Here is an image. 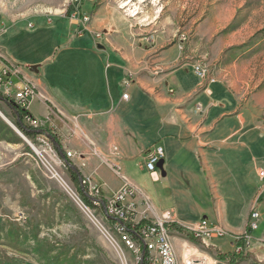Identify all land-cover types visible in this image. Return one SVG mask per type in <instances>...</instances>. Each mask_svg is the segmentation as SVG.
Returning a JSON list of instances; mask_svg holds the SVG:
<instances>
[{"label":"crops","instance_id":"crops-1","mask_svg":"<svg viewBox=\"0 0 264 264\" xmlns=\"http://www.w3.org/2000/svg\"><path fill=\"white\" fill-rule=\"evenodd\" d=\"M78 1L74 0L69 12L61 18H69L73 26L83 27L92 35L102 32V45L96 41L95 44L109 57V82L107 92L100 85L86 93L85 101L76 97L66 101L73 109L84 108L82 115L86 118L78 127L88 132L85 138L80 137L77 125L70 127V132L63 126L58 130L65 150L75 154L71 160L77 165L85 163L83 173L91 174L100 183L102 195L108 197L123 184L103 162L105 153L117 147L119 163L130 182L139 189L135 197L136 221L152 220L170 212L172 223L188 229L196 226L201 218L232 229L224 214L216 217L213 213L210 203L215 191L213 186H237L243 181H249L256 188L253 200L258 205L257 210L264 206V182L255 175L257 168L264 169V124L258 121L264 111V71H261L264 66L258 64L251 68L250 62L245 65L244 59L240 60L242 54L229 52L230 48L254 43L253 36L261 30L251 29L247 20L237 22L238 9L244 1L210 2L202 18H190L186 0H179L177 9L181 11L177 14L171 10L170 0L169 4L149 9L144 7V2L131 0L124 12L110 1L96 5L90 13L82 6L75 9ZM167 9L171 10L169 14L165 13ZM85 15L90 16L88 23L82 20ZM183 32L187 33L186 40L180 38ZM147 34H153V41H146ZM262 44L264 41L258 40L252 48ZM205 59L213 80L200 79L194 72V63ZM214 63L219 65L217 70L213 68ZM117 72L122 77L112 85L111 78ZM127 77L131 80L129 87L123 85ZM238 81L244 83L243 87H239ZM34 82L50 101L52 97L57 99L43 82L37 79ZM126 92L128 98H123ZM57 101L63 104L64 97H58ZM32 102L27 108L31 115L48 114L44 105L43 111L34 112ZM57 107L65 113L59 105ZM157 146L165 150L167 175L162 177L160 173L159 178L154 179L145 162L147 154ZM136 158L142 161L139 175L167 181L162 191L170 190L171 209L160 211L150 190L137 182L138 174L128 169L133 167ZM249 161L254 166L245 172ZM156 194L162 197L160 191ZM179 203H184V208L189 205L193 212L188 213ZM252 220L250 214L240 223ZM257 229L259 222L250 236ZM172 237L176 238L173 243L182 262L183 239ZM255 240L264 242V232Z\"/></svg>","mask_w":264,"mask_h":264},{"label":"rangeland","instance_id":"rangeland-1","mask_svg":"<svg viewBox=\"0 0 264 264\" xmlns=\"http://www.w3.org/2000/svg\"><path fill=\"white\" fill-rule=\"evenodd\" d=\"M73 1L0 0V70L3 64H12L23 72L24 77H28L33 82L36 79L38 82L40 80L49 87L51 93L64 97L63 104L57 101L58 97L57 99L52 97L53 101L36 97L31 109L38 112L43 111V105L46 106L59 137V127L61 129L63 126L66 132H70L72 130L69 128L77 125L80 137L83 139L88 132L83 127H81L83 130L80 129L78 124L85 120L86 117L82 115L85 110L73 109L67 102L72 101L74 97L85 101L86 93L100 85L101 89L107 92L109 82L107 65L110 60L95 44L96 41L97 44L102 45L101 36L97 37L96 32L92 35L83 27L79 29L77 25L73 26L69 18H61L69 12ZM110 1H114L124 12L129 8L131 0H79L75 4V9L82 6L84 11L90 13L94 4L99 6ZM136 1L144 2V7L147 9L156 5L159 7L162 3H170L169 0ZM170 1L174 14L180 12L181 10L177 9L180 8L179 0ZM186 1L190 18H202L207 13L205 8L210 7V2L216 1L217 4L230 0ZM233 1H244L242 7L238 9V23L247 20L249 21L247 26L251 29H264V0ZM171 10L167 9L165 13L169 14ZM183 34L187 35L185 32ZM257 43L256 39L247 47L230 48L229 52L237 51L242 54L240 60L244 59L245 65L250 62L251 68L258 64L264 66V44L252 48ZM207 58L210 61V57ZM206 59L204 61L208 62ZM35 64L41 65L38 73L30 70V66ZM218 67V64H213L215 70ZM261 71H264V67ZM22 75L19 79L15 78L16 84L23 80ZM121 77L117 72L111 78L112 85H116V81L119 82ZM238 85L243 87L244 83L238 81ZM0 94L7 99L1 90ZM250 97L251 95L248 94L247 98ZM58 105L65 113L60 112ZM16 120L10 106L4 100H0V261L9 258L14 264H51L54 260V264H140L137 254L124 247L125 244L116 232L115 226L108 227V234L117 239L119 246L113 244L91 214L81 208L80 204L85 207L90 206L84 204L78 186L72 180L70 170L59 149L56 150L55 144L51 143L49 148L47 142L39 136L34 140L30 139L16 126ZM258 121L264 124V111ZM60 149L64 155L66 150L62 144ZM113 149L105 154L112 156ZM72 163L82 175L86 166L83 163L81 165L73 161ZM141 163V159L136 158L133 167L129 166L128 169H133L132 171L138 174L137 182L150 190L154 203L160 211L171 209L173 200H170V190L165 189L163 192L167 181L165 182L163 178L161 181L152 180L146 174L139 175ZM253 166L254 164L250 162L245 172ZM261 170L264 169L257 168L255 172L257 180ZM253 178L251 181L254 180ZM70 187L80 198L81 203L71 194ZM213 188L215 191L210 201L213 213L216 217L224 214L225 221L232 226V229L218 223L225 231V236L213 240L204 239L213 251L208 249L207 243L188 239L171 228L169 230L171 236L175 235L183 239L184 257L182 262L179 260L180 264H184L186 259V248L195 253L196 260H207L208 264H232L218 259L216 251L220 249L226 251L230 248L229 250L234 252L236 245H242L244 252H249L245 260L236 264H264V242L255 240L264 232V206L257 210L256 188L249 184V181L247 183L243 181L237 186L229 184L218 188L213 186ZM158 191L162 197L156 194ZM184 205L179 203L181 207ZM91 209L99 217L101 224L107 226L112 224V220L107 218L100 204ZM182 209H186L188 213L193 212L189 205ZM253 210L260 212L261 219H258L259 229L251 232L252 236H250L247 232L251 222L241 224L240 221L248 218ZM230 239H232L231 246ZM172 240L176 242L175 237H172Z\"/></svg>","mask_w":264,"mask_h":264},{"label":"built area","instance_id":"built-area-1","mask_svg":"<svg viewBox=\"0 0 264 264\" xmlns=\"http://www.w3.org/2000/svg\"><path fill=\"white\" fill-rule=\"evenodd\" d=\"M82 20L84 22H89L90 16L85 15ZM100 36L101 34L97 33V37ZM180 38L186 40L187 35L182 33ZM153 39V34L146 35V41L151 42ZM193 69L200 79L213 80V78L210 77L211 71L208 62L199 60L194 63ZM22 74L23 72H21L18 67L12 64H3L0 70V90L4 93V96L11 98L18 106L25 108H28L29 104L36 97L50 101L46 93L41 92L31 79L24 77ZM20 75H22L23 80L16 84L15 78L19 79ZM130 84L131 80L127 77L123 85L129 87ZM123 97L128 98V93H124ZM24 123L32 128L44 129L49 127L56 131L49 114L43 117L26 115ZM39 137L47 142L48 146L51 145L52 142L48 137L45 135H39ZM65 152L68 158L71 159L75 157L72 150H66ZM111 155L112 156H103V162L109 165L115 174L123 181L122 186L118 190L114 191L108 197H104L102 195L100 183L91 174L83 173L81 184L91 193V198L102 199V203L104 202L103 200H105V212H109V216L112 217V224L107 226L99 222V217H97L91 209L96 207H85L83 204H80L81 208L91 214L94 221L102 227L106 236L115 245H117V239L110 237V234H108V227L111 225H118L122 231V238H125L124 247H127V249L135 253H139L140 264H177V259H179V257L177 256L172 236L169 232L170 228L167 226L168 223H172V221H170V212H166L162 217H157L152 220L145 218L143 222L136 221L134 216L137 206L135 197L139 193V189L130 182L123 167L118 162L120 153L117 147H114ZM164 156L165 150L163 146H157L147 154L145 166L154 179H158L160 176L157 163L164 158ZM83 165H85V163H83ZM259 179L261 182H264V170L259 171ZM71 194L75 195L81 203L80 198L77 197L73 190ZM251 216L253 220L250 223V227L251 230H254L258 227L260 212L253 210ZM190 230L193 232L194 237L203 240L222 238L226 234L217 223L210 222L206 218L200 219L198 225ZM235 249V251L240 252L242 250V245H236ZM143 251L144 256L142 258ZM185 252H188V259H184V264H208L207 260H196L197 257H195V253L191 251V249L186 248Z\"/></svg>","mask_w":264,"mask_h":264},{"label":"trees","instance_id":"trees-1","mask_svg":"<svg viewBox=\"0 0 264 264\" xmlns=\"http://www.w3.org/2000/svg\"><path fill=\"white\" fill-rule=\"evenodd\" d=\"M96 6V4H94V7ZM93 7V8H94ZM253 40H259V41H264V29L260 30L257 34H255L252 38ZM1 96V94H0ZM8 99V98H7ZM11 99H8L7 101H10ZM12 112L13 114L16 116L17 120L15 121L16 126L30 139L34 140L36 139L39 135H45L46 137H48V135H51L55 141L60 145L61 144V139L58 135V133L51 129V128H44V129H36V128H32L29 127L27 125L24 124V118L26 115H31V113L29 112V110L25 107H20L17 105L16 108H12ZM37 130H41L42 133H39ZM48 139H50V141L53 143V141L51 140V138L48 137ZM54 144V143H53ZM56 150L58 151V148L56 145H54ZM65 160H67L68 163H72V160L70 158H68L66 156V152H65ZM67 164V163H66ZM67 168L70 170L71 176H72V180L76 183V185L78 186V191L81 195L82 200L84 201V203L90 207H97V205L101 204L100 208L102 209V203L100 202L99 204L95 203V198H91L87 188L85 187L84 189L81 187V182L79 180V174L73 169L71 168L68 164H67ZM88 193V194H87ZM98 201V200H96ZM105 202V200H103ZM167 226L169 228H173L176 229L180 234H182L183 236H186V238L188 239H192L193 241H201L203 243H207L208 245V249L211 250L212 248L210 247L209 243L203 239H199L194 237L193 232L184 227L183 225L177 224V223H168ZM250 231H251V227L249 226V232H247V234L250 235ZM244 247L242 246V250L240 252L234 251V252H221V251H217V258L221 259V260H226L229 261L232 264H236L242 260H245L248 255L249 252H244ZM250 257V256H249ZM5 260V261H4ZM3 261H0V264H14L12 259L10 260L9 258H5ZM14 260V259H13ZM55 260L51 262V264H54Z\"/></svg>","mask_w":264,"mask_h":264},{"label":"water","instance_id":"water-1","mask_svg":"<svg viewBox=\"0 0 264 264\" xmlns=\"http://www.w3.org/2000/svg\"><path fill=\"white\" fill-rule=\"evenodd\" d=\"M30 70L33 71V72H35V73H38L39 72V65L35 64V65L30 66ZM0 100H4L10 106L11 109L17 107V104L14 101H7V99H5L2 96H0ZM37 131L39 133H42L41 130H37ZM48 137L51 138V140L53 141V143L58 147L59 152H60L62 158L64 159L65 158V155H63V153H62V151L60 149V145L55 141V139L51 135H48ZM65 162L79 174V180L81 182L82 181V175L80 174L78 168L73 163H68L67 160H65ZM157 168L160 170V173H161V176L162 177H165L167 175V171L165 169V159L164 158H162L161 160H159V162L157 163ZM81 187L84 189V187H83L82 184H81ZM103 206L105 208V203L104 202H103ZM107 217L108 218H111L108 215H107ZM143 256H144V251H143V254H142V258H143Z\"/></svg>","mask_w":264,"mask_h":264},{"label":"bare ground","instance_id":"bare-ground-1","mask_svg":"<svg viewBox=\"0 0 264 264\" xmlns=\"http://www.w3.org/2000/svg\"><path fill=\"white\" fill-rule=\"evenodd\" d=\"M84 187V186H83ZM85 188V187H84ZM89 193V195H90V197H91V193L90 192H88ZM87 193V194H88ZM96 199V198H95ZM96 200H98V201H96ZM95 200V203H99V201L102 203V199H96ZM85 204V203H84ZM100 206H101V204H100ZM102 206H103V203H102ZM103 208H104V206H103ZM104 212H105V208H104ZM105 215L107 216H109V212H105ZM108 218V217H107ZM108 219H111L112 220V217L111 218H108ZM113 226H115L114 228L116 229V232L119 234V236H120V238H121V240H122V242L125 244V238H122V231H121V228H119L118 227V225H113ZM114 238V237H113ZM137 254V259L139 260V262H140V257H139V253H136ZM185 258L186 259H188V252H186L185 253ZM177 264H180V261H179V259H177Z\"/></svg>","mask_w":264,"mask_h":264}]
</instances>
